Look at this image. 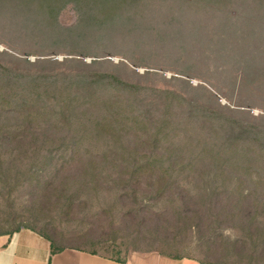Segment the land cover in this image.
Returning a JSON list of instances; mask_svg holds the SVG:
<instances>
[{"label":"trees","instance_id":"trees-1","mask_svg":"<svg viewBox=\"0 0 264 264\" xmlns=\"http://www.w3.org/2000/svg\"><path fill=\"white\" fill-rule=\"evenodd\" d=\"M67 6L75 12L77 21L66 30L76 28L80 39L94 37L95 41L109 43H116L118 39L127 43L130 38L137 41L143 32L139 26L144 23L145 15L150 14L151 19L156 16L150 20L159 27L173 23L186 25L181 33L188 38L204 27L203 21L213 25L211 32L217 51L210 45L202 56L199 54L201 58H223L222 54L231 58L228 60L264 58V0H0V15L5 23L18 27L33 18L47 24L43 19H55ZM228 38L234 46L227 42ZM183 49L188 51L187 46ZM22 61L35 69H19L0 62V158L3 157L0 175L6 172L12 179L13 171L17 175L51 169L54 172L56 152L69 157L77 154L76 158L83 161L78 176L81 179L73 177L72 184L65 189L80 195L94 185L105 186L125 205L126 200L137 205L134 217L139 218L136 219L139 223L143 222V212L148 214L153 210L152 205H144L142 201H151L160 203V213L168 216L171 225L179 222L180 229L181 224L187 223L190 229H197L195 232H203L211 225L216 228L220 223H228L234 229L247 232L246 235L250 231L262 232L264 130L261 127L241 122L233 115L181 94L152 88L164 96L166 103V110L154 112L152 96L145 98V102L136 99L142 90L151 88L89 68L98 62L89 65L77 58H66L64 62L80 63L89 69L55 74L36 68L44 63H57L55 59ZM249 61L238 62L242 83L255 75L256 68ZM76 120L85 126L78 125L83 137L103 139L102 154H93L84 140L75 139L76 128H71L73 133L67 129ZM57 127L62 128V134L56 137L60 132L55 130ZM173 135L181 136L184 141L166 146ZM20 155H25L27 160H21ZM99 163H103L100 169ZM49 180L43 186L48 187ZM41 182L42 179L36 184ZM21 227L46 237L52 253L68 247L119 262L129 256L115 240L100 241L103 249L114 251L109 255L96 248L63 245L34 225H18L12 230L0 231V235ZM259 239L255 238L253 243L258 244ZM169 241V246L177 245V240ZM98 242L99 239H94L90 243ZM233 248L229 241H223L220 253L226 255L232 251L233 255H239L243 251ZM153 251L173 258L188 257L157 250L138 253ZM196 260L202 264H231Z\"/></svg>","mask_w":264,"mask_h":264},{"label":"rangeland","instance_id":"rangeland-1","mask_svg":"<svg viewBox=\"0 0 264 264\" xmlns=\"http://www.w3.org/2000/svg\"><path fill=\"white\" fill-rule=\"evenodd\" d=\"M151 16H143L144 23L139 26V30L143 32L137 41L130 38L132 42H120L121 39H118L116 43H109L95 41L94 37L80 39L77 35L79 30L74 27L67 31L77 21L70 6L57 13L55 19H43L47 24H41V20L33 18L28 19L23 27H18L5 23L0 15V62L19 69H35L22 60L35 62L37 59L49 58L55 59L57 63H44L36 68L47 69L55 74L89 68L110 72L123 80L151 88L142 90L136 95V99L145 102V98L152 96V101L155 102L152 108L154 112L164 108L166 110L164 96L154 89L168 90L264 130V58L228 60L231 58H226L223 54V58H201L199 54L202 56V52L210 45L217 51L214 47L216 39L211 32L213 25L202 20L204 27L201 21L202 28L188 38L181 33L185 31L186 25L183 27L173 23L167 27H159L157 22L151 21L156 16L152 19ZM214 18L212 17L213 21ZM227 42L234 46L230 38ZM185 46L188 51L183 49ZM227 48L230 49L228 45ZM66 58H77L89 65L91 62L98 64L92 63L88 68L80 63L64 62ZM245 60H250L256 69L253 71L255 75L248 82L242 83L243 75L238 62ZM78 125L85 127L76 120L69 123L67 129L73 133L71 128H76L75 139L84 140L93 150V154H102L103 139L83 137L84 133L81 134ZM55 130L60 131L56 137L61 136L62 128L57 127ZM128 133L130 138L134 137L130 131ZM169 139L166 146L170 142L179 144L184 141L179 135H173ZM76 156L77 154L69 157L56 152L53 156V160L57 161L54 172L51 169L30 174L20 172L17 175L13 171L12 179H9L11 174H1L0 231L12 230L18 225H34L63 245L96 248L109 255L114 251L103 249L100 241L111 243L115 240L121 243L120 250L127 252V255L157 250L172 255L182 254L205 262L264 264V240L261 241L264 228L260 233L250 231V235L234 229L228 223H220L216 228L212 225L206 226L203 232H195L197 229H190L187 223L181 224L180 229L179 222L171 225L167 220L168 216L160 213V203L153 204L151 201H142L144 205H152L153 210L148 214L143 212V222L139 223L136 220L139 218L134 217L137 205L129 204L128 200L125 205L122 199H115L105 186L94 185L87 193L80 195L69 192L65 188L72 184L73 177L81 175L83 169L82 159ZM20 158L27 160L25 155H20ZM102 165L103 163L97 164L98 169ZM106 169H110V166ZM78 178L81 179V176ZM5 179L7 181L4 182ZM40 179L42 182L37 185L36 182ZM46 180H49L48 187L43 186ZM255 238H260L256 241L258 244L253 243ZM94 239H99V242L90 243ZM171 239L177 240L174 247L169 246ZM223 241H229L236 251H243L239 255H233L232 251L222 255L220 252ZM253 246L257 247L254 249Z\"/></svg>","mask_w":264,"mask_h":264},{"label":"crops","instance_id":"crops-1","mask_svg":"<svg viewBox=\"0 0 264 264\" xmlns=\"http://www.w3.org/2000/svg\"><path fill=\"white\" fill-rule=\"evenodd\" d=\"M0 264H202L196 259L173 258L159 252L131 253L124 262L75 248L52 253L50 241L30 228L0 235Z\"/></svg>","mask_w":264,"mask_h":264}]
</instances>
